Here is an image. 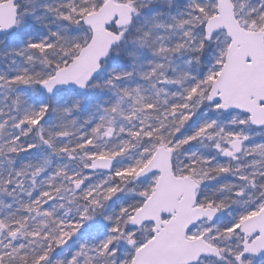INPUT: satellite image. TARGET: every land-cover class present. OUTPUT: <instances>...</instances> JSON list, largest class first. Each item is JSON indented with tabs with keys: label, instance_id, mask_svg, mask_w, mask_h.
I'll return each instance as SVG.
<instances>
[{
	"label": "snow or ice",
	"instance_id": "obj_1",
	"mask_svg": "<svg viewBox=\"0 0 264 264\" xmlns=\"http://www.w3.org/2000/svg\"><path fill=\"white\" fill-rule=\"evenodd\" d=\"M0 264H264V0H0Z\"/></svg>",
	"mask_w": 264,
	"mask_h": 264
}]
</instances>
